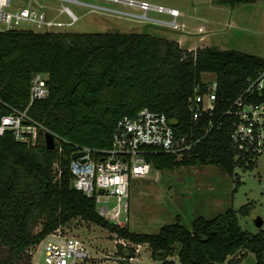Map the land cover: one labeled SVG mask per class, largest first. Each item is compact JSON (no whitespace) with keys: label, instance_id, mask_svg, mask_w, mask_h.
<instances>
[{"label":"trees","instance_id":"16d2710c","mask_svg":"<svg viewBox=\"0 0 264 264\" xmlns=\"http://www.w3.org/2000/svg\"><path fill=\"white\" fill-rule=\"evenodd\" d=\"M255 1L219 3L234 7ZM260 70L264 59L255 55L212 46L189 51L147 33L0 32V120L13 110L26 111L37 131L34 145L16 141L9 131L0 136V264H19L24 256L29 260L32 246L74 219L102 227L131 245H147L160 264H175L169 259L175 246L180 264H239L246 253L254 255L255 264H264V225L248 233L238 220V215L249 214L252 204L211 219L197 216L189 229L177 220L156 234L136 233L105 220L93 198L72 190L69 170L76 147L107 150L118 120L145 108L165 114L176 133L195 142L180 159L147 148L145 159L152 170L207 165L227 175L236 168L252 170L255 163L235 160L231 119L223 112ZM35 73L46 76L48 95L28 107ZM204 73L215 75L218 107L213 116L194 121L188 99L204 83ZM46 132L61 138V153L46 149ZM116 248L123 259L119 264H129L135 248Z\"/></svg>","mask_w":264,"mask_h":264},{"label":"rangeland","instance_id":"374dc122","mask_svg":"<svg viewBox=\"0 0 264 264\" xmlns=\"http://www.w3.org/2000/svg\"><path fill=\"white\" fill-rule=\"evenodd\" d=\"M23 1L24 3H21L22 0L21 2L12 0V4L19 7L27 6L26 0ZM77 1L79 4L41 0V4L48 8L52 17L58 14L56 9L62 6L72 11L77 21L64 29L68 33H150L160 38L177 39L181 32V29L176 31L157 23L123 15L121 12L140 11L121 1ZM132 1L147 2L184 12L186 16L178 19L179 25L185 22L190 26L198 23L200 18L204 20L205 17L214 18L219 24L225 20H234L236 27L214 26L216 33L210 36L207 44L221 50H237L264 59V0H256L253 4L241 5L232 10L223 8L226 12L212 11L204 5L206 0ZM147 16L155 20L171 19L167 15L150 11ZM57 20L64 23L70 21L65 14L58 15ZM20 29L36 31L29 26H21ZM197 42V37L191 35L182 47L187 49ZM202 79L213 82L215 75L204 73ZM114 204L115 199L111 198L109 206ZM128 204V212L123 216L120 226H126L132 232L146 234H156L163 225L173 224L177 220L189 229L197 216L211 219L229 208L238 211L242 206L252 204L254 208L249 214L238 215V220L242 230L255 233L257 231L255 218L260 217L264 224V155L257 158L252 170L236 168L233 175H227L212 165L178 167L171 172L152 170L146 178L131 180ZM65 228L68 235L81 240L90 250L95 258L90 264H119L117 243L129 245L128 242L117 240L116 236L106 229L80 219L72 220ZM40 229L41 226H37L35 231L38 232ZM134 248L137 250L136 259L131 264H160L151 258L147 245ZM178 251L179 246H175L173 255L169 257L175 264H180ZM241 253L236 258H239ZM19 264H30V261L24 256ZM239 264H255L254 255L246 253L241 257Z\"/></svg>","mask_w":264,"mask_h":264},{"label":"built area","instance_id":"2783aa9c","mask_svg":"<svg viewBox=\"0 0 264 264\" xmlns=\"http://www.w3.org/2000/svg\"><path fill=\"white\" fill-rule=\"evenodd\" d=\"M30 1H33L34 5L15 7L12 0H0V32L23 30L20 29L21 26H29L36 30L33 32L66 33L64 29L77 21L76 16L66 6L56 9L58 14L52 17L48 8L40 1ZM57 1L79 4L77 0ZM113 1H121L140 11L139 13L121 12L123 15L173 29L180 26L178 19L183 13L179 10L147 2ZM149 11L167 15L171 19L149 18L147 16ZM60 14H65L70 19L69 23L57 20ZM216 91L215 81H204L194 88L193 95L188 99V111L194 121H198L203 115L211 117L217 111ZM263 94L264 70H260L253 78L248 79L246 85L223 112L224 116L231 119L230 141L236 151L235 160L238 162L256 163L257 158L264 155V101H261ZM47 95L46 76L35 73L31 79L28 107L33 101L43 100ZM173 123L165 114L145 108L135 116H124L118 120L111 136V146L107 150L76 147L70 155L69 163L74 190L93 198L98 214L120 226L123 216H126L129 209L131 180L146 178L152 171L145 159L147 148H154L180 159L195 145L194 141L176 133ZM6 131L11 132L16 141L31 145L36 142V127L26 111L13 110L3 116L0 120V136ZM53 137L54 150L57 149L61 153V138L55 135ZM74 154L82 155L73 159ZM54 169L59 177L58 164L54 165ZM111 198L115 199V204L109 206ZM121 245L135 247L130 243ZM136 251L135 249V253ZM27 254L30 264H90L95 259L81 240L66 233L65 226L48 234L38 244L32 246ZM134 259H136L135 255L128 260L129 264ZM118 260L123 259L118 258Z\"/></svg>","mask_w":264,"mask_h":264},{"label":"crops","instance_id":"0c3cea01","mask_svg":"<svg viewBox=\"0 0 264 264\" xmlns=\"http://www.w3.org/2000/svg\"><path fill=\"white\" fill-rule=\"evenodd\" d=\"M36 1L41 2V0H36ZM20 2H21V0H20ZM21 3H24V1L22 0ZM28 4L34 5V2L30 1V0H26V5H28ZM204 5L209 7L210 9H212V11H222V12H224L226 10L223 8H229L232 10V9L239 8V6H241V5H235L234 7H230L227 5L220 4L219 0H206V1H204ZM15 7H19V6L15 5ZM137 10L139 12V9H137ZM229 15L231 16V14H229ZM185 16L186 15L183 12L182 17H185ZM194 18L197 20L196 17H194ZM200 19L202 21L198 20V23H195V24L190 25V26L187 25L185 22L184 23L182 22V24L179 26V28H177V29L171 28V29L176 30V31L181 29V32L177 36V39L176 38L172 39L171 37L169 39L176 41L179 44V47L184 49L182 47V45L185 42V40L191 35L195 36L198 39L197 44L193 45V47L187 48L189 51H194V50L204 48V47H211L207 43L209 42L210 36L215 35V33H216L214 26H222V25L223 26H232V27L237 26V24L234 22V20H225L222 22V24H219L218 22L215 21L214 18L208 19L205 17L204 20L202 18H200ZM147 34H150V33H147ZM151 35H153V34H151Z\"/></svg>","mask_w":264,"mask_h":264},{"label":"water","instance_id":"95a60500","mask_svg":"<svg viewBox=\"0 0 264 264\" xmlns=\"http://www.w3.org/2000/svg\"><path fill=\"white\" fill-rule=\"evenodd\" d=\"M124 1V0H123ZM44 141H45V146L47 150H54L55 148V142H54V137L51 133L46 132L44 134ZM82 154H74L72 156L73 159H76L77 157L81 156ZM71 189L74 190V185H70ZM255 227L257 229H261L263 227V220L260 217L255 218L254 220Z\"/></svg>","mask_w":264,"mask_h":264}]
</instances>
